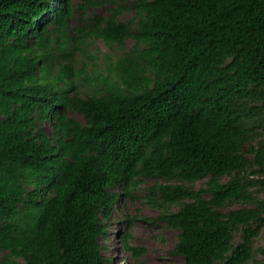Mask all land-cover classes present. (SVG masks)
Instances as JSON below:
<instances>
[{
	"label": "trees",
	"instance_id": "obj_1",
	"mask_svg": "<svg viewBox=\"0 0 264 264\" xmlns=\"http://www.w3.org/2000/svg\"><path fill=\"white\" fill-rule=\"evenodd\" d=\"M84 1V9L107 3ZM123 10L134 12L129 23L119 20ZM73 13V0H0V255L23 264H111L100 238L119 203L114 189L130 195L147 177L166 179L154 190L162 204L179 205L161 220L180 232L173 254L184 264H250L253 226L264 225L251 190L264 192V142L251 149L261 178L246 182L241 173L254 138L247 114L263 113L250 103L264 107V0L118 6L96 20L97 36L134 48L120 59L118 80L85 97L67 88L74 81L46 82L55 52L64 58L74 49ZM62 71L59 80L74 76L69 65ZM233 202L256 207L223 210Z\"/></svg>",
	"mask_w": 264,
	"mask_h": 264
},
{
	"label": "rangeland",
	"instance_id": "obj_2",
	"mask_svg": "<svg viewBox=\"0 0 264 264\" xmlns=\"http://www.w3.org/2000/svg\"><path fill=\"white\" fill-rule=\"evenodd\" d=\"M107 3L101 6L84 9V0H73L74 15L70 20L68 31L73 38L74 49L71 55L63 58L62 52H55V58L50 60L51 68L47 72L48 84L62 88L74 81L67 88H76V93L85 97L96 92H105L108 83L118 80V66L121 58H125L134 48V41L128 40L124 48L116 44H106L97 36L96 20L110 16L113 9L118 6L130 7L131 0H106ZM134 17L131 10H123L119 20L129 23ZM99 34V33H98ZM60 37L64 42L65 36L59 33L53 34ZM62 56V57H60ZM71 66L74 73L72 78L66 77L59 80L62 75L63 66ZM42 79V74L39 75ZM251 107L263 108L262 114H247L248 121L253 127V139L245 146L246 155L250 164L241 173V178L248 182L259 180L258 166L253 162L255 155L251 149L256 148L260 142H264V107L262 103L252 104ZM261 113V112H260ZM69 115L76 120L85 123L86 119L77 112H69ZM52 123L45 122L41 127L48 133H52ZM223 182H228L230 176H223ZM163 178L142 177L140 182L131 189L130 195H124L121 187L114 189L120 196L119 203L114 207L113 214L108 221H105V235L100 238L103 253L107 258H111V264H184V259L179 255H174L173 251L178 242L180 232L168 226L161 220L164 211L176 212L179 205L166 206L160 202V195L154 190L156 185L167 184ZM182 182L174 180L173 184ZM205 185L201 180L194 184L196 189ZM256 198L260 201V206L264 209V192L259 187L251 189ZM255 204H243L233 202L228 204L223 210L228 212L236 209L254 208ZM264 216V215H263ZM257 233L253 239V260L250 264H262L264 261V225L253 226ZM130 235L129 247L123 245V238ZM243 231L235 232L234 245L242 242ZM134 248L142 249L141 254H136ZM8 252L0 255V264H23L21 259L5 258Z\"/></svg>",
	"mask_w": 264,
	"mask_h": 264
}]
</instances>
